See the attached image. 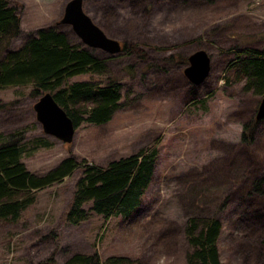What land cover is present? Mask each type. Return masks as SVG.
Here are the masks:
<instances>
[{
  "label": "rangeland",
  "instance_id": "1",
  "mask_svg": "<svg viewBox=\"0 0 264 264\" xmlns=\"http://www.w3.org/2000/svg\"><path fill=\"white\" fill-rule=\"evenodd\" d=\"M66 1L10 0L20 32L0 46V55L48 26L63 30L70 43L87 46L60 21ZM82 5L121 48L109 53L87 46L105 58L104 69L65 81L115 80L118 105L107 121L83 120L72 140L64 141L45 132L36 117L42 89L34 90L32 82L5 85L0 141L19 135L22 162L43 175L66 156L104 166L158 140L154 173L130 215L105 219L86 202L88 214L77 223L66 212L81 165L34 188L33 201L18 217L0 218V264H37L51 257L61 264L77 251L101 259L127 255L141 264H188L191 218L201 224L210 215L221 221L217 247L225 264H264V117L257 118L252 138L243 139L262 95L244 88L230 64L232 49L264 47V0H83ZM199 48L211 60L208 75L196 84L183 68Z\"/></svg>",
  "mask_w": 264,
  "mask_h": 264
},
{
  "label": "trees",
  "instance_id": "2",
  "mask_svg": "<svg viewBox=\"0 0 264 264\" xmlns=\"http://www.w3.org/2000/svg\"><path fill=\"white\" fill-rule=\"evenodd\" d=\"M16 8L10 0H0V46L20 32V17ZM232 50L235 56L230 64L236 66L242 75L244 88L264 95V47L246 46ZM104 63L105 58L98 57L89 47L70 43L63 30L51 26L40 27L19 47L0 55V87L32 82L34 90L52 92L76 127L83 120L102 123L110 118L118 105L120 84L115 80L106 84L65 80L78 73L100 72L104 69ZM191 94H195L194 90ZM87 101L91 104H80ZM256 120L245 125L243 139L252 138ZM20 139L19 135H12L0 141V218L15 219L33 201L34 188L59 181L81 165L82 174L76 181L66 212L67 219L72 223L86 218L88 210L83 206L86 202H90L89 209L102 214L105 219L130 215L141 203L152 179L159 144L157 140L130 155L112 159L104 166L66 156L45 174L38 175L30 172L22 162ZM262 182L263 178H258L255 187H260ZM259 217L262 218V215ZM191 220L187 227L188 241L192 247L187 253L188 264H225L219 257L217 247L220 219L210 215L201 224L194 222V218ZM53 261L51 257L37 264H54ZM61 264L141 263L127 255L111 254L101 259L98 253L77 251Z\"/></svg>",
  "mask_w": 264,
  "mask_h": 264
},
{
  "label": "water",
  "instance_id": "3",
  "mask_svg": "<svg viewBox=\"0 0 264 264\" xmlns=\"http://www.w3.org/2000/svg\"><path fill=\"white\" fill-rule=\"evenodd\" d=\"M82 2L83 0H67L60 21L68 23L87 46L98 47L109 53L118 52L121 48L120 41L105 33L84 10ZM210 60L207 50L196 49L188 55V64L183 68V72L191 82L198 84L208 75ZM34 109L45 132L64 141L72 140L76 126L52 92L43 91L35 101ZM263 115L264 95L258 103L255 116L261 118Z\"/></svg>",
  "mask_w": 264,
  "mask_h": 264
}]
</instances>
